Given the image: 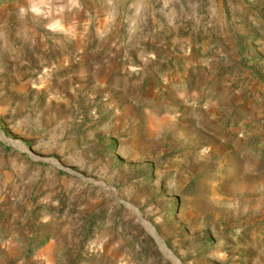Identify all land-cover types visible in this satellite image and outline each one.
<instances>
[{"label": "rangeland", "instance_id": "rangeland-1", "mask_svg": "<svg viewBox=\"0 0 264 264\" xmlns=\"http://www.w3.org/2000/svg\"><path fill=\"white\" fill-rule=\"evenodd\" d=\"M0 264H264V0H0Z\"/></svg>", "mask_w": 264, "mask_h": 264}, {"label": "water", "instance_id": "water-1", "mask_svg": "<svg viewBox=\"0 0 264 264\" xmlns=\"http://www.w3.org/2000/svg\"><path fill=\"white\" fill-rule=\"evenodd\" d=\"M168 252L171 254V252L168 250ZM173 256V255H172ZM173 258L179 263V260L178 259H176V257L175 256H173Z\"/></svg>", "mask_w": 264, "mask_h": 264}]
</instances>
